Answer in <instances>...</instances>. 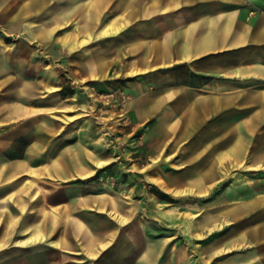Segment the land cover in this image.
<instances>
[{
    "label": "rangeland",
    "instance_id": "1",
    "mask_svg": "<svg viewBox=\"0 0 264 264\" xmlns=\"http://www.w3.org/2000/svg\"><path fill=\"white\" fill-rule=\"evenodd\" d=\"M17 4L15 0L0 4V28L22 24L57 29L41 43V61H49L54 49H65L64 33L81 22L65 26V21L53 19L50 10L62 4H52L34 19L12 20ZM107 16L104 23L111 14ZM83 45L87 62H94L97 55L103 57L108 76L84 83L78 80L75 90L66 89L67 106L51 113L66 130L51 136L54 142L46 155L53 160L50 167L42 169L56 177L68 175L70 170L71 177L44 179L35 172L34 178L19 183L20 189L11 197L13 203L24 206L26 224V207L31 202L40 207L31 214L32 221L39 222V230L53 216L49 196L58 202L72 201L68 212L71 223L65 230L60 227L64 213L57 209L61 223L52 242L63 238L64 244L37 245L39 264H97L106 254L97 260L80 254L86 248L83 239L87 226L95 238L106 231L117 232V251L105 259L106 264H134L137 253L131 247L146 240H161L159 264H259L264 117L255 114L253 108H232L211 117L200 130H182L192 125L175 107L154 111L149 107L156 105L166 89L201 83V77L184 66L123 76L117 73V66H112L111 36L90 39ZM63 150L72 158L70 168L58 161ZM91 172L94 174L84 177ZM36 192L37 199L32 200ZM79 195L88 196L91 202L73 200ZM112 203L117 204V211L109 213ZM239 204L247 207L240 209ZM119 214L124 216L120 222L116 220ZM224 243L230 252L213 249Z\"/></svg>",
    "mask_w": 264,
    "mask_h": 264
},
{
    "label": "crops",
    "instance_id": "2",
    "mask_svg": "<svg viewBox=\"0 0 264 264\" xmlns=\"http://www.w3.org/2000/svg\"><path fill=\"white\" fill-rule=\"evenodd\" d=\"M15 1L18 4L11 14L12 20L34 19L40 11L50 10L52 4H62L50 10L53 19L65 21V26L81 22L67 29L65 49L59 52L54 49L49 61L39 59L40 46L57 29L28 28L22 24L0 28V264H30L29 259L31 264H39L37 245L50 244L61 223L57 209L64 213L60 227L65 230L71 223L68 212L72 201L58 202L49 196L52 203L48 208H54L53 216L39 230V222L32 221L31 214L40 207L32 202L26 207L29 216L26 224L24 206L13 203L11 197L20 189L19 183L34 178L35 172L44 179H70V170L68 175L56 177L54 172L48 174L42 169L45 165L50 167L53 160L46 155L54 142L51 136H59L66 130L63 123L51 116L67 106L66 89L75 90L78 80L84 83L108 76L109 67L102 56L87 62V52H82L86 47L83 44L90 39L112 37V66H117V73L123 76L161 73L184 66L201 77V83L166 89L156 105L149 107L152 111L175 107L192 125L191 129L182 130H200L211 117L232 108H253L255 114L264 117V0ZM7 2L0 0V4ZM108 14L111 18L104 23ZM145 111H148L146 102ZM64 153L65 150L58 161L70 168L72 158ZM91 174L94 173L84 177ZM35 199L37 192L32 197ZM73 200L91 202L83 195ZM246 207L239 204L240 209ZM114 210L117 211V204L112 203L109 213ZM120 217L124 216L114 218L120 222L123 220ZM77 224L85 228L82 222ZM86 230L83 239L86 248L80 254L97 260L104 253L97 264H106L105 259L117 251L114 246L117 232L106 231L95 238L88 226ZM62 240L52 243L59 246ZM218 248L231 251L225 243L213 249ZM131 250L137 253L134 264H159L163 255L161 240L135 242ZM222 254L226 253L217 255ZM256 259L264 264L263 192H259Z\"/></svg>",
    "mask_w": 264,
    "mask_h": 264
}]
</instances>
